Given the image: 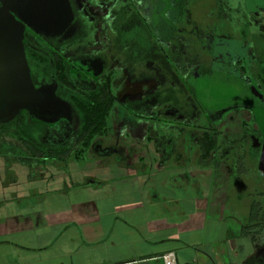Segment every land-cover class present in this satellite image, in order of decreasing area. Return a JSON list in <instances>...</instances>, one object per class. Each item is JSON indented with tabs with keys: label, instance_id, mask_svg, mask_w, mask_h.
Returning a JSON list of instances; mask_svg holds the SVG:
<instances>
[{
	"label": "rangeland",
	"instance_id": "374dc122",
	"mask_svg": "<svg viewBox=\"0 0 264 264\" xmlns=\"http://www.w3.org/2000/svg\"><path fill=\"white\" fill-rule=\"evenodd\" d=\"M7 1V22L22 43L28 26L62 38L79 28L67 0ZM75 2L84 34L63 43L70 59L67 81L83 93L97 82L106 83L116 98L105 132L91 141L95 152L87 153L98 155L105 142L112 145L109 152L115 151L116 144L126 145L143 131L183 139L187 146L203 130L216 132L214 157L231 165L230 200L247 208L254 201L264 206V83L259 77L264 78V0ZM122 8L125 23L137 21L135 13L144 18L163 58L139 60L126 68L111 40V21ZM22 10L39 15L41 23L25 19ZM42 86L36 88L35 106L22 102L19 108H28L32 118L45 122L49 140L69 137L77 128L70 105L56 96L55 82ZM150 90L154 95L145 97ZM170 124L176 128L164 127ZM2 139L12 142L14 137L0 131ZM3 152L9 154L12 148L6 146Z\"/></svg>",
	"mask_w": 264,
	"mask_h": 264
},
{
	"label": "crops",
	"instance_id": "0c3cea01",
	"mask_svg": "<svg viewBox=\"0 0 264 264\" xmlns=\"http://www.w3.org/2000/svg\"><path fill=\"white\" fill-rule=\"evenodd\" d=\"M137 138L64 160L0 153V264H264V206L230 200V164L198 137Z\"/></svg>",
	"mask_w": 264,
	"mask_h": 264
},
{
	"label": "trees",
	"instance_id": "16d2710c",
	"mask_svg": "<svg viewBox=\"0 0 264 264\" xmlns=\"http://www.w3.org/2000/svg\"><path fill=\"white\" fill-rule=\"evenodd\" d=\"M67 1L72 20L79 23V29L71 38L67 39L69 42L84 34V23L77 15L73 0ZM133 16L138 20L125 23L126 15L122 8L111 21L112 49L115 54L121 56L122 62L127 64L126 68L139 60L163 58V52L159 44L155 42L144 18L136 13ZM31 29L33 33L27 32L26 38H23L22 46L33 86L41 88L43 84V86H48L55 82L57 85L55 94L70 105L73 122H77V128L72 131L69 137L51 141L47 138L48 130L45 122L32 118L29 109L22 107L10 119L0 120V131L11 132L14 137L12 142L0 140V146H3L0 153H4L5 147L10 146L12 152L9 154L61 160L71 154L78 156L85 148L89 147L96 135L105 132L106 118L116 98L106 83L97 82L94 88L86 93L77 91L73 83L67 81L66 73H68L69 60L62 51L61 45L64 40L58 36L59 34L43 35L35 28L31 27ZM261 73L264 75V68ZM259 77L264 83V78ZM149 95L152 93H147L145 97ZM125 101L131 103L129 98ZM216 139V132L203 131L197 141L201 157L206 158L215 150Z\"/></svg>",
	"mask_w": 264,
	"mask_h": 264
},
{
	"label": "water",
	"instance_id": "95a60500",
	"mask_svg": "<svg viewBox=\"0 0 264 264\" xmlns=\"http://www.w3.org/2000/svg\"><path fill=\"white\" fill-rule=\"evenodd\" d=\"M0 8V118L13 116L22 102L35 106L38 91L34 88L25 60L21 36L8 19V1L1 0ZM22 10L23 17L29 21ZM25 14V15H24ZM36 18L39 15H35ZM37 22L39 20L37 19ZM34 23V22H33ZM40 23V22H39ZM38 23V24H39ZM40 25V24H39ZM22 108V107H20ZM10 117V118H11Z\"/></svg>",
	"mask_w": 264,
	"mask_h": 264
},
{
	"label": "flooded vegetation",
	"instance_id": "af4514ba",
	"mask_svg": "<svg viewBox=\"0 0 264 264\" xmlns=\"http://www.w3.org/2000/svg\"><path fill=\"white\" fill-rule=\"evenodd\" d=\"M73 2H74V3H73V4H74V7L77 9V15L79 16V8H78V6L76 5L75 0H73ZM15 15H17V14H15ZM79 18L82 19L80 16H79ZM72 21H74V20H72ZM82 21H83V20H82ZM74 22H77L78 27H79V23H78V21L75 20ZM27 26H28V25H27ZM31 27H32V26H28V28L26 29L25 34H24V39L26 38V34H27V32H31V33H33V30L31 29ZM78 29H79V28H78ZM41 33H42V32H41ZM42 34L45 35V33H42ZM74 34H75V33H74ZM74 34H73V35H74ZM73 35H72V36H73ZM58 36L61 37L60 34H59ZM72 36H71V37H72ZM71 37H70V38H71ZM79 38H80V37H79ZM61 39L64 40L63 43H65V41H68L67 39H69V38H62V37H61ZM74 41H75V40H74ZM69 42H73V41H69ZM61 46H62V51L64 52V50H63V49H64V48H63V44H62ZM64 54H65V52H64ZM65 55H66V54H65ZM66 56H67V55H66ZM68 60L70 61L69 58H68ZM150 60H151V59H150ZM69 61H68V62H69ZM147 77H148V76H147ZM147 77H146V78H147ZM130 79H131V81H133V78H132L131 75H130ZM98 83H99V82H98ZM152 91H153V90H152ZM152 91L150 90V91L146 92L144 95H146L147 93H152ZM152 95H154V94L152 93ZM128 96H129V95H128ZM130 97H131V95H130ZM128 98H129V97H128ZM126 100H127V99H126ZM129 100L132 101L130 98H129ZM124 102H125V101H124ZM203 131H204V130H203ZM202 133H203V132H202ZM201 135H202V134H201ZM214 151H215V150H214ZM214 151H213V152H214ZM213 152H212V153H213ZM214 158H215V157H214Z\"/></svg>",
	"mask_w": 264,
	"mask_h": 264
},
{
	"label": "built area",
	"instance_id": "2783aa9c",
	"mask_svg": "<svg viewBox=\"0 0 264 264\" xmlns=\"http://www.w3.org/2000/svg\"><path fill=\"white\" fill-rule=\"evenodd\" d=\"M162 261H163V264H176L174 252L169 251L163 254Z\"/></svg>",
	"mask_w": 264,
	"mask_h": 264
},
{
	"label": "bare ground",
	"instance_id": "6f19581e",
	"mask_svg": "<svg viewBox=\"0 0 264 264\" xmlns=\"http://www.w3.org/2000/svg\"><path fill=\"white\" fill-rule=\"evenodd\" d=\"M11 7H13V6H11ZM26 14H31L30 16L25 15V14H24V15L27 16V18L30 19V20H32L33 22H34V21L37 22V19H39V17L36 18L35 14H33V13H28V11H27ZM39 22L41 23V21H39Z\"/></svg>",
	"mask_w": 264,
	"mask_h": 264
}]
</instances>
